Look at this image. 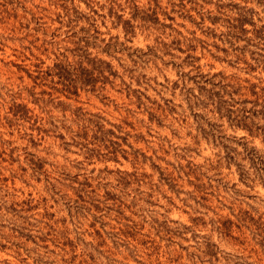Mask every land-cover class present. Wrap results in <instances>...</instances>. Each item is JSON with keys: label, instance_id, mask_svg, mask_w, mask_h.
Listing matches in <instances>:
<instances>
[{"label": "rangeland", "instance_id": "1", "mask_svg": "<svg viewBox=\"0 0 264 264\" xmlns=\"http://www.w3.org/2000/svg\"><path fill=\"white\" fill-rule=\"evenodd\" d=\"M0 264H264V0H0Z\"/></svg>", "mask_w": 264, "mask_h": 264}]
</instances>
